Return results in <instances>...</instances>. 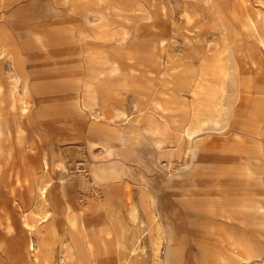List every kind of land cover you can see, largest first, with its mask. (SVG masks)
Returning a JSON list of instances; mask_svg holds the SVG:
<instances>
[{
  "label": "rangeland",
  "instance_id": "374dc122",
  "mask_svg": "<svg viewBox=\"0 0 264 264\" xmlns=\"http://www.w3.org/2000/svg\"><path fill=\"white\" fill-rule=\"evenodd\" d=\"M112 217L264 263V0H0V264H120Z\"/></svg>",
  "mask_w": 264,
  "mask_h": 264
},
{
  "label": "bare ground",
  "instance_id": "6f19581e",
  "mask_svg": "<svg viewBox=\"0 0 264 264\" xmlns=\"http://www.w3.org/2000/svg\"><path fill=\"white\" fill-rule=\"evenodd\" d=\"M262 17V16H261ZM193 19V18H192ZM258 36V35H257ZM23 103V102H22ZM27 107V106H26ZM213 122V121H212ZM201 123V122H199ZM207 123V122H206ZM209 124V123H208ZM202 125V124H201ZM195 131V130H194ZM184 134V133H183ZM192 134V132H191ZM48 185H44V187H42L40 189L41 192V197L45 200V192L47 191ZM43 205V204H42ZM131 207V206H130ZM39 210V209H38ZM136 208L135 206H132L128 211L129 214H135ZM34 212V211H33ZM43 212V211H42ZM45 214V213H44ZM110 222L112 223L113 226L116 227L117 229V236H116V253L119 256V263L120 264H129V258L131 253H133L135 251V249H133L130 245L129 242L127 240V236H128V229L126 227L122 228L119 220L116 217H112L110 219ZM55 234V233H54ZM136 236V235H135ZM32 248V247H31ZM31 250V249H30ZM41 261V260H40Z\"/></svg>",
  "mask_w": 264,
  "mask_h": 264
},
{
  "label": "crops",
  "instance_id": "0c3cea01",
  "mask_svg": "<svg viewBox=\"0 0 264 264\" xmlns=\"http://www.w3.org/2000/svg\"><path fill=\"white\" fill-rule=\"evenodd\" d=\"M262 255V254H261ZM261 255H259L260 257H261ZM262 264H264V263H262Z\"/></svg>",
  "mask_w": 264,
  "mask_h": 264
}]
</instances>
